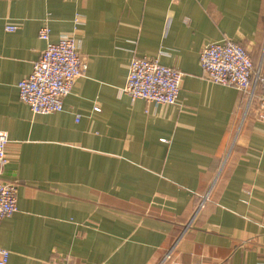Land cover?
Here are the masks:
<instances>
[{
    "label": "crops",
    "instance_id": "1",
    "mask_svg": "<svg viewBox=\"0 0 264 264\" xmlns=\"http://www.w3.org/2000/svg\"><path fill=\"white\" fill-rule=\"evenodd\" d=\"M43 25L84 69L61 111L35 114L17 83ZM223 40L264 71V0H0L5 264H264L260 89L205 77L201 49ZM133 57L182 72L174 104L122 92Z\"/></svg>",
    "mask_w": 264,
    "mask_h": 264
},
{
    "label": "built area",
    "instance_id": "2",
    "mask_svg": "<svg viewBox=\"0 0 264 264\" xmlns=\"http://www.w3.org/2000/svg\"><path fill=\"white\" fill-rule=\"evenodd\" d=\"M49 32L47 25L40 27L38 37L45 41V47L31 73L17 83L18 98L35 114L61 111L63 98L70 93L84 69L74 37L64 35L57 42H51ZM200 66L208 80L246 91L248 100L259 88L256 116L264 121V71L254 70L243 45L231 40L208 43L201 49ZM181 79L180 70L161 64L157 58L133 57L122 92L131 100L144 99L154 104L171 105L177 101ZM7 140V133L0 131V170L8 161L5 153ZM17 184L0 178V222L17 210ZM8 255L7 250L0 249V264L7 262Z\"/></svg>",
    "mask_w": 264,
    "mask_h": 264
}]
</instances>
